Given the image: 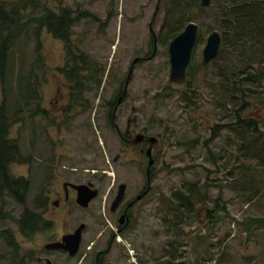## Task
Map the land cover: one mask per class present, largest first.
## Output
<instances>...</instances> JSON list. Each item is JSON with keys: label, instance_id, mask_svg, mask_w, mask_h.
Instances as JSON below:
<instances>
[{"label": "rangeland", "instance_id": "1", "mask_svg": "<svg viewBox=\"0 0 264 264\" xmlns=\"http://www.w3.org/2000/svg\"><path fill=\"white\" fill-rule=\"evenodd\" d=\"M40 1L55 13H59L62 8L70 11L71 17L77 19L70 28L69 44L73 53L88 54L104 69L106 76L98 91L83 92L82 97L78 96L80 100L77 103H70L74 101V95L70 96L69 83L60 72L67 63L66 45L45 30L38 35L39 43L30 33L27 39L22 38L18 42L13 54L15 58L17 53L23 56L24 73L28 72L32 62L38 60L33 72L38 81L35 84L37 95L30 108L38 106L42 113L33 118L25 113L21 116L22 122L10 128L9 137L18 141L20 152L29 163L12 164L9 168L14 178H26L30 181L26 204L28 208L44 215L43 218L51 222V226L35 235L23 236L14 222L20 217L22 206L7 198L5 211L11 219L9 216L5 220L0 219V232L8 231L13 234L17 250L12 262L14 252L7 247L1 236L0 264H45V258L50 264H94L96 251L107 248V230H113L106 211L110 203V196L107 198L109 188L112 184L117 186L118 183H125L131 193H134L145 181L144 170L139 168V159L135 153L131 158L128 154L125 159L127 163L123 165L114 162V157L119 154V142L105 113L108 103L122 89L132 61L152 51V43L146 40V35L158 0ZM172 2L173 0L161 2L152 24V30L161 42L159 41L157 52L151 61L136 65L120 111L122 119L119 126L123 127L127 118L134 119V131L146 129L148 133L161 137L164 140L162 151L165 152V166H161L165 167V171L152 180L154 201L149 213L153 217L143 221L131 236L128 233L123 243L125 253L130 264H139L136 261L138 257L144 259L145 253L149 252L147 248L155 245L150 243L154 227L162 225L155 218L164 209V206L156 205L157 197H168L172 191L188 182L198 183L202 187L201 191L207 194V203L205 206L195 207L193 216L184 220L186 234L183 235L184 238L180 235L181 244L185 242L182 255L184 264H195V261L199 264H264V167L256 175L263 185V191L252 202H246L245 194L240 192L239 187L237 190L240 194L230 188L237 171L233 166L238 163L232 155V128L227 127L233 124L232 116L237 106L232 108L228 105L226 111L218 107L225 102V92L218 86L219 78L216 76L220 62L217 61V56L211 64L203 65L201 51L205 42H200L196 47L192 60L193 69L187 84L181 89L171 85L168 79L166 43L170 38L165 36L170 29L173 32L174 28L187 24L178 26L175 23L171 26L176 21V16L173 17L172 14ZM192 8L185 12V16L190 15L191 22L199 25V37L203 35L205 41L211 33L207 27L213 26L215 17L196 20L198 15L200 17L199 8L193 5ZM84 13L88 16L83 17ZM13 60L7 71L11 79L8 85L5 84L10 93L14 92L12 77L18 66L17 60ZM11 66L14 67L13 76ZM252 91L257 94V99L252 103L261 108L258 110L261 115L257 127L264 130V80ZM184 94L185 97L193 96L192 109L182 100L181 96ZM2 99L3 85L0 82V103ZM132 107L135 108L134 111ZM255 108L252 106L251 110H256ZM214 127L213 133L211 129ZM222 148H227L223 154L224 159L216 158L211 161L209 152L221 153ZM241 161L246 165L250 163L248 159L238 160ZM72 169L77 170L78 176L69 174ZM84 172L88 174L84 176ZM51 173L53 175L50 177ZM247 174L248 172L245 173V181L250 185V193L255 184L247 178ZM92 175H95L101 194L88 210L77 206H69L67 210L51 208L49 200L56 198L55 191L60 189L62 180L77 179L85 182ZM111 192L112 195L109 194L113 196L116 188ZM38 200L43 202L41 201L39 209H35L34 205ZM158 208L160 210L157 212ZM208 212H211V218ZM80 223L85 224L86 230L82 234L76 256L45 250L46 244L60 241L63 235L71 233ZM187 226H196L191 230L197 231H191ZM164 238L161 235L157 240L163 241ZM166 239H171V236L166 235ZM92 242L95 244L92 245ZM133 251L138 256L133 257ZM154 256H159V253ZM37 259H41L40 262ZM105 261L125 264L120 259L117 260L116 251L106 257Z\"/></svg>", "mask_w": 264, "mask_h": 264}, {"label": "trees", "instance_id": "2", "mask_svg": "<svg viewBox=\"0 0 264 264\" xmlns=\"http://www.w3.org/2000/svg\"><path fill=\"white\" fill-rule=\"evenodd\" d=\"M172 5V14L173 17L176 16V21H170L171 26L175 23L179 26L191 22L190 15L185 16V12L192 10V5L199 8L200 17L198 15L196 20H200L201 17H215L213 26H208L207 30L208 32L218 30L221 34L222 46L217 58L220 67L216 76L219 78L218 86L225 92V102L218 107L226 111L228 105L232 108L237 106L232 116L233 124L227 127L232 128L231 145L234 147L232 155L238 163L233 166L237 171L233 175L234 182L230 188L238 191L239 187L240 192L245 194L246 202H252L253 198L264 190L256 176L261 171L260 168L264 167V130L257 127L261 115L258 110L261 108L252 103L257 99V94L253 93L252 89L264 80V0H211L208 7L199 5V0H173ZM82 16L88 15L84 13ZM76 20L71 17L67 8L55 13L40 0H0V82L3 85V99L0 103V219L5 220L9 216L5 211L7 198L21 205L22 213L14 222L18 231L26 237L50 228L51 222H47L37 210L28 208L26 203L30 181L26 178H14L10 173L9 167L12 164L28 165L29 163V160L21 154L18 141L9 137L10 128L22 122L21 116L25 113L29 118L42 113L38 106L30 108L37 95L35 84L38 81L35 80L33 72L38 60L32 62L28 72L24 73L23 56L17 53L15 58L13 53L18 42L22 38H28V33L38 43V35L42 30L62 41L66 45L67 63L60 72L69 83L70 96L74 95V101L70 103H77L80 100L78 96L82 97L83 92L98 91L104 83L106 74L98 62L92 60L88 54L73 53L69 44L70 28ZM183 27L174 28L173 32L170 29L165 37L173 38ZM201 41L203 35L199 37V43ZM13 59L17 60L18 66L16 71H13V66L10 68L12 76L14 72L12 77L14 92L10 93L5 84L8 85L11 79L7 71L8 65L13 64ZM181 98L189 106L193 104V96L185 97L184 94ZM252 106H255L256 110H251ZM249 112L256 114L252 115ZM226 149L222 148L221 153L217 154L209 152L210 160L216 158L223 160ZM240 159H248L250 163L246 165L243 161L238 162ZM246 172H248L247 178L255 184L250 193L248 192L250 185L245 181ZM201 189L198 183L187 182L178 190L171 192L172 199L175 198L183 204L186 221L193 216L195 207H202L207 203V194ZM240 192L238 191L239 194ZM177 201L176 207H178ZM34 206L35 209H39L40 200ZM210 214L211 212H208L211 218ZM1 236L7 247L14 252L13 262L17 250L14 236L8 231L0 232Z\"/></svg>", "mask_w": 264, "mask_h": 264}, {"label": "flooded vegetation", "instance_id": "3", "mask_svg": "<svg viewBox=\"0 0 264 264\" xmlns=\"http://www.w3.org/2000/svg\"><path fill=\"white\" fill-rule=\"evenodd\" d=\"M185 26L186 25H184V27ZM173 38H170L169 41L166 42L167 43V54H168V45ZM206 39L205 41L203 40L201 42L206 43ZM146 40L152 43V51L150 54L142 58H148L153 53H154V56L150 60L138 61L133 66H131L132 63L129 65L126 75H128L130 68L132 69V71L130 74L128 86L131 82V78H132L136 65L151 61L155 57V54L157 52V46L161 42L160 39L156 37L155 32L153 33L149 32L146 35ZM198 44H199V37L192 51L191 61L186 71L185 82L181 85H176L170 82L172 86L175 85L177 88L179 87L181 89L187 84L189 77H190V72L193 69L192 60L195 55L194 53L196 51V47L198 46ZM202 51H201V56H202ZM211 62L205 65L203 64V65L207 66L211 64ZM168 78H169V75H168ZM123 85H124V82H123ZM123 85H122V89H123ZM122 89L115 96L114 100L108 103L107 112L105 113L106 114L105 118L108 119L110 123V127L114 131L118 139V142H119V147H118L119 154H117L113 160L114 162H119L123 165L127 163L125 162L126 156L129 154V158H131L133 153H135L136 158L139 159V162H138L139 168L141 170L142 169L144 170L145 181L141 187H138L136 189L134 193H131L130 189L125 183H118L117 186L115 184H112L111 188H109L110 190L108 192L107 198H109L110 196L109 198L110 203L106 211H107L108 217H110L113 230H110V229L107 230V234H108L107 248L106 250L96 251L95 257H94V264H112L105 260H106V257L108 258L110 255H113L115 251L117 252V260L120 259V261L124 262L125 264H130L128 256L126 255L125 249L123 247L124 240L127 239L128 233L130 234L129 236H131L134 233L135 229L139 228L140 225H142L143 221H148L149 219L153 217L151 216L152 213L151 214L149 213L152 210V202L154 201L153 199L154 186H153L152 180L154 176L165 171L164 170L165 167L163 168L161 167L162 164L163 166H165V160H164L165 152L162 151L163 150L162 147H164V140L161 137L148 133L146 129H141L138 132L134 131V119H131V118L126 119V122L123 127L119 126L118 123L122 119L120 116L121 107L127 95V91H126L122 102L120 104H117V100L122 93ZM189 107L190 109L193 108L191 105ZM184 109H186V107ZM134 110L135 108L132 107V111ZM211 130L214 133L215 127L214 129H211ZM138 134H143L144 136L141 142L138 144H129ZM149 138H155L156 141L150 142L148 140ZM204 148H206L205 145H204ZM150 161H152L151 164H149ZM69 174L78 176L79 173L77 172L76 169H72V171H70ZM85 174H88V173L84 172L83 175L86 176ZM52 175L53 174L51 173L50 177ZM77 185H86V186L91 185L92 186L91 189L97 192L96 197L89 203L87 208H82L76 202L77 191L74 188V186H77ZM120 185L125 186L123 198L120 200L119 203L113 206V203L119 191ZM115 188H116V192L115 194H113V196H111L112 195L111 191L112 190L114 191ZM109 193H111V195ZM55 194H56V198H54L52 201L49 200V204L51 205V208L53 210H58V209L62 210L64 208L65 210H67L69 209V206H77L82 209L88 210L91 207L92 202L99 198L101 194V189L99 187V184L96 182L95 175H92L91 179L85 182L78 181L77 179H75L74 181H72L71 179L62 180L60 183V189L58 191H55ZM162 195L164 194L162 193ZM157 200L158 202L156 203V205L160 204V206L161 205L164 206V209L161 210L162 213H158L155 215L156 221L160 222L159 225L162 224L161 226L154 227L153 238H152L153 240L150 243L151 244L155 243V245H150L147 248L149 252L145 253V257L143 259L144 261L139 257L135 259L136 261L139 262V264H147L148 262L149 263L154 262L158 264H184L182 260L183 259L182 255H183V250L185 248L184 246L185 242L183 241L184 244L183 245L181 244L180 235H182V238H184L183 235L186 234L184 230V228L186 227L185 222H184L185 208L183 204H180V202L175 200V198L172 199L171 193L168 195V197H165V198H163V196L160 198L157 197ZM41 201L43 202V200H40V207H41ZM176 201L178 202V207H176ZM44 203H46V201H44ZM180 205L182 206L181 208H180ZM180 209L182 211L181 213H180ZM159 210L160 208H158L156 211L158 212ZM65 212L66 211H64V214ZM41 216L43 217L44 215H41ZM81 224L82 223H80L78 227ZM180 227H183V229H180ZM187 227H190V226H187ZM191 228H196V226L190 227V230ZM85 230H86V226L83 232ZM74 231L75 229L71 233H68V234H72ZM191 231L196 232L197 229L191 230ZM161 235L162 236L164 235L165 238L163 241L162 240L158 241L157 238ZM166 235L168 237L171 236V239L167 240ZM81 241H82V238H81ZM94 244L95 243L92 242V245ZM128 246L132 247L130 243H128ZM46 251H49V250H46ZM52 251L62 252L68 255L67 252H64L62 250H52ZM150 252L153 253V255H151ZM155 253L157 254L159 253V256H154ZM136 255L138 256L137 252H135L134 254V251H133V257H136ZM40 260L41 259H37L38 262H40ZM44 261H45V264H47L49 260L45 258ZM195 262H196L195 264H199L197 263L198 261H195Z\"/></svg>", "mask_w": 264, "mask_h": 264}, {"label": "water", "instance_id": "4", "mask_svg": "<svg viewBox=\"0 0 264 264\" xmlns=\"http://www.w3.org/2000/svg\"><path fill=\"white\" fill-rule=\"evenodd\" d=\"M211 0H200L203 7H208ZM162 0H158L155 8V12L149 23V32L153 33L152 24L155 21L157 13L160 9ZM154 35V34H153ZM199 37V25L194 22H189L186 24L183 30H181L169 43L168 45V62H169V81L176 85H181L186 80V71L191 61L192 51ZM221 47V35L217 30L212 31L207 39L205 46L202 51V63L205 65L218 56ZM154 56L148 58H136L132 61L131 66L135 65L138 61H147ZM129 73L124 81L122 93L117 100V104H120L123 97L127 91L128 82L130 79V74L132 69H129ZM144 138L143 134H138L129 144H138ZM150 142L156 141L155 138H149ZM150 161L149 164H151ZM91 185H77L74 188L77 191L76 202L82 208H87L89 203L96 197L97 192L91 189ZM125 190L124 185L119 186V191L113 203L115 206L123 198V193ZM85 229V225L81 224L75 229L72 234H67L62 237L60 241L46 244L44 246L45 250H62L67 252L68 256L74 257L78 254L80 249V243L82 238V232ZM47 264H50L49 261Z\"/></svg>", "mask_w": 264, "mask_h": 264}]
</instances>
